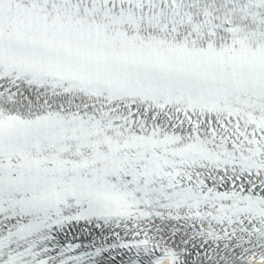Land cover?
I'll return each mask as SVG.
<instances>
[{
	"label": "snow or ice",
	"instance_id": "obj_1",
	"mask_svg": "<svg viewBox=\"0 0 264 264\" xmlns=\"http://www.w3.org/2000/svg\"><path fill=\"white\" fill-rule=\"evenodd\" d=\"M0 264H264V0H0Z\"/></svg>",
	"mask_w": 264,
	"mask_h": 264
}]
</instances>
